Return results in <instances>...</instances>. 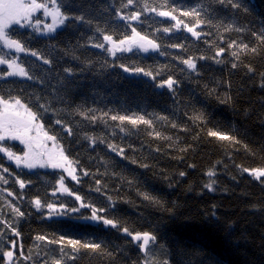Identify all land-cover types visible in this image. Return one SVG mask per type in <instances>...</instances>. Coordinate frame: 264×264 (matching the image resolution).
<instances>
[{
  "label": "trees",
  "instance_id": "16d2710c",
  "mask_svg": "<svg viewBox=\"0 0 264 264\" xmlns=\"http://www.w3.org/2000/svg\"><path fill=\"white\" fill-rule=\"evenodd\" d=\"M164 2L148 0L150 7L160 10L175 7L174 14L190 26L195 18L183 17L180 11L203 5L204 19L210 23L196 28L199 38L182 25L164 33V27L171 28L176 22L143 12L144 0H136L128 8L122 7L127 0H60L62 11L84 15L85 20H69L62 30L45 37L34 30H8L29 51L18 55L0 47V55L19 56L34 79L0 78V95L18 96L43 114L39 122L49 135L57 137L56 146L41 133L37 141L43 147L34 151L45 153L46 160V149L62 148L66 156L78 161L79 182L68 177L65 184L91 205L80 207L75 195H53L56 181L66 175L63 169L17 168L0 153V165L9 169L5 173L0 168V175L8 180L0 183V220L11 222L20 232L19 237L13 236L0 224V249L15 252L11 264H52L53 259H60L61 245L36 241L37 235L100 243L113 254L102 256L90 250L74 254L65 245L64 250L75 258H65L63 264H142L145 254L120 230L123 227L133 233H154L158 240L150 246L151 256L161 264L166 259L170 264H264V177L256 179L243 171L264 168V43L258 39L264 35V0H237L241 7L236 9L219 0H167V8L161 9ZM118 9L123 15L140 11V21L120 20ZM128 23L155 40L159 50L133 48L112 56L93 47L104 42L97 26L118 40L132 34ZM233 41L235 45L229 48ZM173 44L182 47H171ZM245 44L256 52L242 51L239 46ZM221 47L225 52L216 57ZM31 51L51 63L44 64ZM189 57L195 60V71L182 63ZM120 65L139 67L153 75L125 72ZM65 68H71L72 75ZM6 71L7 67L0 66V73ZM169 77L177 81L173 89L158 87ZM40 103L49 110L39 109ZM78 112L97 120L92 122ZM197 114L203 115V122L192 119ZM111 115L144 116L153 123L151 127L126 121L121 125ZM56 119L71 127L73 135L56 124ZM209 130L235 136L240 143L209 137ZM33 135H37L35 130ZM86 137L94 138L95 143ZM2 143L18 155L25 151L18 140ZM109 144L123 153L118 155ZM209 171L215 175L209 177ZM17 178L29 182L25 189L15 183ZM213 181L214 190L209 191L205 185ZM9 191L13 196H8ZM142 193L160 203L145 200ZM35 197L57 208L64 204L63 214L49 217L46 207L37 211L31 204ZM9 204L25 216L16 218ZM92 207L105 209L99 215L119 221L120 229L86 219L91 217ZM71 208L79 211H68ZM26 256L31 259L25 260ZM0 264H4L2 252Z\"/></svg>",
  "mask_w": 264,
  "mask_h": 264
},
{
  "label": "snow or ice",
  "instance_id": "6c2138e0",
  "mask_svg": "<svg viewBox=\"0 0 264 264\" xmlns=\"http://www.w3.org/2000/svg\"><path fill=\"white\" fill-rule=\"evenodd\" d=\"M136 2V0H127V3L123 4V8H128L129 6L133 5ZM220 3L227 2L232 8H240L241 5L237 2V0H219ZM62 4L60 3V0H0V44L3 45L4 48L12 50L16 53L21 52H28L29 49L25 47V44L20 39L12 38L8 34V30L13 26L17 25L21 28L28 26L32 27L34 31L37 33L42 34H50L55 32L59 27L64 26L67 21L69 20H76L83 22L85 20L84 15H77V16H70L66 14L64 11H62ZM167 8V0H165L164 4L161 5V9ZM38 10H42L43 14L46 17L51 18V23L44 24L43 29L40 28L41 21L37 20L35 23L32 22V17L34 13H36ZM143 12H152L155 13L157 16L160 17H168L171 20L175 21L176 23L172 25V27H164L162 31L164 33L171 32L173 28H180L181 25L183 28L192 34L193 37L199 38L201 35L200 32L196 31V28H198L201 24L210 23V21L204 19L203 15V5L192 7L190 10L187 11H180V15L183 17H194L195 23L191 26L188 23H185V21L178 19V17L174 14L177 9L173 7L171 10H160L155 6L150 7L148 0H144L143 3ZM141 12L140 11H133L130 14L123 15L121 14L120 10L118 9L116 11V16L125 22L128 21H140L141 18ZM89 23H91L89 21ZM127 26L131 28L132 34L130 36H124L123 39H114L112 35L107 34L104 29L97 26L96 31L101 33L103 36V43H95L93 44V47L103 49L107 51L110 55L115 56L117 52H131L133 48H137L142 52H148V51H156L159 50L160 45L156 43L155 40L149 39L146 35H142L139 31H137L136 27H134L131 23H128ZM231 26L229 28L225 29L230 30ZM237 31H242V29H236ZM253 35H256V33H253ZM258 39L264 43V35L258 36ZM235 45V41L230 43L228 45L229 48H232ZM171 47L174 48H181L182 45L179 44H173ZM241 50H250L252 52H256L255 48L249 49L248 45H241L239 46ZM225 52V49L223 47L219 48L216 51V57L221 56L222 53ZM32 56L37 57L38 60H42L44 64H50L51 61L49 59L44 58L36 51H31L30 53ZM163 54V53H161ZM232 56L238 57L237 52H232ZM200 59H205V57L201 56ZM219 62V61H217ZM182 63L186 65L187 69L191 71L196 70V63L194 58L189 57L187 59H183ZM0 65H6L7 71L0 73V78L3 77H22L26 78L28 80H33L34 77L29 74V72L25 69V67L19 62L18 57L9 59L6 55H0ZM120 67L123 68L125 72H135V73H143L145 76H152L153 73L150 71H145L142 68H133L129 69L128 67L124 65H120ZM233 68L237 67L235 63L232 65ZM249 71H252L251 67H249ZM64 72L68 75H72L73 70L71 68H65ZM158 74V73H157ZM42 82V81H41ZM177 81L173 80L171 77H169L167 80L163 81L161 84L158 85V87L167 86L170 90L174 88ZM37 100H39V97H37ZM39 109H43L44 112H47L49 109L48 107L40 103L38 105ZM93 110H89L91 112ZM78 115L84 116L86 119L91 120L92 122H95L97 120V117L92 115L88 116L84 112H78ZM42 113L37 111H34L33 108L28 104L22 101L20 97H12L9 96L8 98H5L4 96L0 95V153H3L4 156L7 157L9 161H12L15 163L17 168H20L23 166L27 169H33L36 167H51V168H60L63 169V173L66 175H61L60 178L56 181V188L53 191V195L56 193H66L69 196L75 195V200L80 201V207H91V205L86 204L83 202L82 197L80 195H76L73 191L69 189L68 186L65 184V180L70 177L71 180L79 182V176H78V161H75L73 159H70L68 156L65 155L64 149H60L58 153H47V160L43 158L45 153L42 152H36L33 148V143L37 141L40 137V134H43V138L45 140H50L55 142L57 140V137L55 135H49L47 131L44 130V125L41 124L39 121L42 119ZM104 116H107L108 113H103ZM159 119H167L166 117H158ZM110 119L112 121H119L122 125L125 121L129 124L136 126L138 124H144L148 125L149 127L152 126V121L149 119H146L144 116H128V115H111ZM194 120H199L203 122L204 117L202 114H197L196 116L192 117ZM56 124L62 125L64 128V131L68 133L69 136L73 135L71 127L67 125H63V122L60 119H56ZM173 127H176L175 124L172 125ZM35 130L36 136H32L31 133ZM121 132H124L125 129L123 127L120 128ZM152 135V133H150ZM160 133L156 132L155 136L160 137ZM207 135L209 137H214L221 141H232L233 143H240L237 137L232 136L230 134L221 133L216 130H209ZM88 138L92 143H95V139L91 137ZM7 140H18L21 144L25 146V151L22 155H18L16 152H14L10 147L5 146L4 141ZM103 143V140L100 141ZM37 147H43L42 144H37ZM108 147L114 151L117 152L118 155L123 153V149H120L117 151V147L113 144H109ZM245 148L247 146L245 145ZM144 167H147V165H144ZM0 168L3 169V172L8 173L9 169L6 167H3L0 165ZM244 172H249L250 175H253L256 179H260L264 177V168H255V169H243ZM84 175H88L87 172H84ZM181 176L184 175L183 172L180 173ZM209 177H212L215 175L213 171H209L207 173ZM0 183L7 184L8 180L0 175ZM15 183L19 185V188L21 190L25 189L27 181L17 178L15 180ZM100 182L97 181V184ZM213 183H208L205 185V187L209 191H213ZM96 191H99V188L96 189ZM145 200L151 201L153 203L159 204L160 201L156 199L155 197L150 196L149 194L142 193L141 194ZM8 196H13L12 192H8ZM31 204L37 211H41L43 208L48 209V215L51 217L54 214L60 215L63 214V211L65 209L64 204H60L59 208H57L56 204L54 203H47L45 204L39 197H35L32 199ZM9 207H11V211L14 214L16 218H22L25 216V213L21 211L20 208L9 204ZM68 211L76 212L79 211L77 208H71L68 209ZM105 209H96L95 207H92V215L91 217H87L86 219H91L93 221H102V223L105 226H111L112 228L120 229L119 221L106 218L104 216L99 215V212H104ZM0 224L4 225V229H8L11 231L13 236L19 237L20 232L18 231L17 227L13 226V224L6 220H0ZM123 233L131 237V240L135 243H137L139 250L141 253L145 254V259L143 260L142 264H161V262L151 256V247L152 245H155L158 237L151 232H135L129 230L127 227H123L120 229ZM3 234V230H0V235ZM36 241L44 242L46 245L51 244H59L60 247V259H53L52 264H63V261L65 258L68 259H74V256H69L68 253L64 250L65 245L71 246L72 253L79 254L81 250H90L91 253L99 254L102 256H108L111 257L113 254L109 252L106 248L103 247L100 243L95 242H86L81 240H75V239H65V237L61 236L59 239L56 238H49L45 235H37L34 238ZM12 247H16L15 241H11ZM34 247L37 249L40 248L39 244H36ZM0 252H2V259L4 261V264H11V261L15 255V252L12 250H3L0 249ZM23 255V253H21ZM45 255H47V250L45 251ZM25 260L31 259V256L24 257ZM47 264V262H45ZM163 264H170V262L166 259L163 261Z\"/></svg>",
  "mask_w": 264,
  "mask_h": 264
},
{
  "label": "rangeland",
  "instance_id": "374dc122",
  "mask_svg": "<svg viewBox=\"0 0 264 264\" xmlns=\"http://www.w3.org/2000/svg\"><path fill=\"white\" fill-rule=\"evenodd\" d=\"M34 17H36V18L33 19ZM37 20L41 21V24L39 25L41 29H43L44 24L51 23V18H50V17H46V16L43 14V11H42V10H38L36 13H34V15H33V17H32V22L35 23V21H37ZM16 26H17V25H13L12 27H16ZM12 27H11V28H12ZM63 27H64V26L59 27L55 32L50 33V34H42V33H38V34H39V36H41V37L50 36V35L55 34V33L58 32V31L62 30ZM17 28H18V29H23V30H25V31H27V30H34L32 27H28V26H25V27H23V28L17 26ZM26 29H27V30H26ZM0 47H2L3 49H5V50L8 51V52L16 53V52H14V51H12V50H9V49L4 48L2 44H0ZM139 51H140V50H139ZM23 53H24V52L17 53V54H18V55H21V54H23ZM124 53H125V52H124ZM119 54H120V53H119ZM17 57H18V59H19V56L16 55V58H17ZM0 66H5V67H7L6 65H0ZM14 77H15V76H14ZM31 135L34 136V135H33V132L31 133ZM37 144H39L38 141H35V142L33 143V148H34V150H36V151H37L38 149H41V148H42V147H37ZM42 151H43V150H42ZM45 151H46L47 153H48V152H52V153H58V152H59L58 149H53V148H51V149H46ZM47 153H46V154H47ZM46 158H47V155H46ZM46 160H47V159H46ZM49 168H51V167H49ZM51 169L59 170L60 168H51ZM1 236H2V235H0V239H1Z\"/></svg>",
  "mask_w": 264,
  "mask_h": 264
}]
</instances>
